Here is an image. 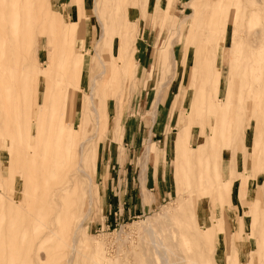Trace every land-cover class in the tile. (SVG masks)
Listing matches in <instances>:
<instances>
[{
	"label": "rangeland",
	"instance_id": "obj_1",
	"mask_svg": "<svg viewBox=\"0 0 264 264\" xmlns=\"http://www.w3.org/2000/svg\"><path fill=\"white\" fill-rule=\"evenodd\" d=\"M57 114L92 184L42 220ZM0 194V264H264V0H0Z\"/></svg>",
	"mask_w": 264,
	"mask_h": 264
},
{
	"label": "bare ground",
	"instance_id": "obj_2",
	"mask_svg": "<svg viewBox=\"0 0 264 264\" xmlns=\"http://www.w3.org/2000/svg\"><path fill=\"white\" fill-rule=\"evenodd\" d=\"M160 2V1H159ZM230 11V10H229ZM232 11V10H231ZM93 12V14L95 15V18H96V20H97V22H98V25L100 26V29H101V37H100V39L98 40L100 43L102 42V41H104V37H105V34H106V31H105V27H104V23L102 22V20L99 18V16L96 14V11L94 10V11H92ZM165 15V14H164ZM233 16V15H232ZM79 18V17H78ZM231 18V17H230ZM229 18V19H230ZM234 18V17H233ZM81 19L83 20V22H85V17L84 16H81ZM121 20V19H120ZM228 21H230V20H228ZM220 23V22H219ZM82 24V23H81ZM214 25V24H213ZM222 25V24H221ZM221 25L219 24V26H220V28H221ZM229 25V24H228ZM231 25V24H230ZM213 27V26H212ZM230 27V26H229ZM119 28H125L124 30L125 31H127V28H126V23L124 24V23H121V26L119 27ZM185 28V27H184ZM214 28V27H213ZM213 28H212V30H213ZM226 28V27H225ZM78 29V28H77ZM183 29V28H182ZM217 29V28H216ZM223 29V28H222ZM215 30V29H214ZM219 31V30H218ZM224 31H225V29H224ZM226 31H227V29H226ZM214 32V31H213ZM222 32H223V30H222ZM124 33H126V32H124ZM128 34V33H127ZM218 34V33H217ZM225 34V33H224ZM189 35V34H188ZM228 35V34H227ZM177 37V36H176ZM198 41V40H197ZM216 41V40H215ZM225 41H226V37H225ZM172 43V42H171ZM223 43H224V41H223ZM227 44V43H226ZM98 45V44H97ZM225 45V44H224ZM123 47H124V45H121V44H118V48H119V50H120V48H121V50L123 49ZM217 47V46H216ZM99 53H100V51H99V49H98V46H96L95 47V53H94V57L99 61L100 60V57H99ZM221 53H222V48H221V46H220V48H219V50H218V56H219V58L221 57ZM125 56L121 53L120 55H119V57H118V61L116 62V65H118L121 69H122V72H121V74H123V75H126V73H127V69L125 68L126 67V64L124 65V64H122L124 61H125ZM81 59H83V60H86V59H84L82 56H81ZM159 59V58H158ZM128 61V60H127ZM161 61V60H160ZM50 63V62H49ZM128 63L129 64H132L131 62H130V58H129V61H128ZM207 63V62H206ZM74 64H75V66H77L78 65V63H77V61H75L74 60ZM182 66V65H181ZM210 66V65H209ZM232 66V65H231ZM245 66V65H244ZM221 68V67H220ZM102 69V68H101ZM254 69V68H253ZM221 70V69H220ZM241 70H242V67H241ZM219 71V70H218ZM245 71V70H244ZM242 72V71H241ZM219 73V72H218ZM77 75H79V76H81V73H79V72H77L76 73ZM100 74H106V69L103 67V71H101L100 72ZM216 74V73H215ZM221 74V73H220ZM241 74V73H240ZM101 76V75H100ZM216 76H219V75H216ZM77 78V77H76ZM221 78V77H220ZM217 79V78H216ZM96 80V79H95ZM200 80V79H199ZM198 80V81H199ZM219 80V82H220V79H218ZM80 82V81H79ZM201 82V81H200ZM215 82V81H214ZM218 82H215V86L213 87V93L215 94L214 95V97L218 94V89H217V84ZM229 84V83H228ZM64 86V85H63ZM68 86V85H67ZM65 87V86H64ZM63 87V88H64ZM259 87V86H258ZM197 89V88H196ZM203 90V89H202ZM90 94L88 95V96H86L87 97V99H88V101H89V104H90V106L92 107V110H93V112L95 113V114H97V109L95 108L97 105L95 104V100H94V93H95V84H94V82L92 81V83L90 84ZM220 95V94H219ZM68 96H73V95H68ZM202 96H203V93H202ZM209 96H210V94H209ZM246 97V96H245ZM227 99V98H226ZM65 100H66V102L65 103H68V100H67V98H65ZM224 101V100H223ZM222 102V101H221ZM201 103H203V102H201ZM219 103V102H218ZM242 103V102H241ZM60 105L62 104L61 102L59 103ZM220 104V103H219ZM203 105V104H202ZM214 105H216V103L214 104ZM214 105L213 106H211V103L209 102L208 103V105H207V108H208V111H210L211 113L212 112H215L216 111V108H212V107H214ZM247 105H248V103H247ZM234 107V106H233ZM60 108H62V107H60ZM236 108V107H235ZM215 109V110H214ZM249 109V108H248ZM251 109H253V107L251 108ZM208 113V112H207ZM230 114V113H229ZM234 114H236L235 112H234ZM60 115V116H59ZM240 115V114H239ZM61 116H63V115H61V114H57V117H56V119L54 118V124L56 123V126H55V129H56V131H57V135H56V138L54 139V142L56 143V139L59 141V144L57 145L58 147H56V148H54L52 151H50L49 153H47V155H46V153L44 154V155H42V159L40 160V163H39V166H37L38 168H37V172L39 171V175L38 176H36V178H34L33 177V179H34V184L33 185H31L30 187H29V189L31 188L32 189V192H31V201H32V203H33V205L35 204V208H36V210L35 211H37V213L35 214V217L37 216V218H39V219H41L42 217H44V216H46L45 214H43V213H41L42 212V210H43V208H44V211L46 212V210H48L49 208H50V206L49 205H51L54 201H58V200H60L61 198H65L66 196L67 197H70L71 196V198H74L75 197V195H74V197H72V195H71V193H72V190H75L76 188H77V180H75L74 179V181H72V184L71 185H69L68 183L66 184V185H63V184H59L58 182H57V180H58V178L61 176V175H63L64 174V170H65V174H67V171H66V169H67V167H74V172H75V174H83V175H85V177H86V179H87V181H88V183L90 184V188H91V184H92V176H91V174H86L85 172H83L81 169H80V167H79V163H80V161H78V163L75 165V163L73 162V161H70V155H71V151H72V148H66V143H65V139L67 138V137H70L71 136V134L67 131V133L65 132V130H64V128H63V126H61L60 125V122L62 121L61 120ZM97 116V115H96ZM233 116V115H232ZM179 119V118H178ZM228 121V120H227ZM233 121V120H232ZM232 123V122H231ZM230 124V123H229ZM229 124H228V126H229ZM95 127H96V133L98 132V128H99V122H98V116H97V120H96V124H95ZM212 128V127H211ZM229 128H227V130H228ZM189 131H190V123H189V125L188 126H186V127H184L182 130H181V132H180V134H179V136H177L176 138H175V140H176V144H175V147H176V156L177 157H179L181 154L182 155H184V156H186L185 155V153H184V151H185V148H186V146H187V142H188V140H189ZM94 135V134H93ZM54 144V143H53ZM82 143L81 144H79V149H81L82 150ZM56 146V145H55ZM81 153V152H80ZM184 153V154H183ZM10 154V153H9ZM8 155V154H7ZM25 155V154H24ZM146 155V154H145ZM187 157V156H186ZM29 159V158H28ZM9 160V159H8ZM176 160H177V158H176ZM254 160V159H253ZM183 161H184V159H183ZM177 162V161H176ZM37 164V163H36ZM184 165V164H183ZM8 170V169H7ZM182 170H184V169H182ZM213 170V169H212ZM36 172V174H38ZM6 174H8V173H6ZM75 174L74 173H72V176L73 177H75ZM251 174V173H250ZM69 175V174H68ZM257 175V174H256ZM28 177V176H27ZM32 179V180H33ZM27 180V179H26ZM12 181V180H11ZM66 181V180H65ZM71 181V180H70ZM29 183H30V181H28ZM28 185V184H27ZM28 190V189H27ZM215 190V189H214ZM78 191V190H77ZM91 191V190H90ZM210 191V190H209ZM223 191V190H222ZM36 192H40V194L37 196L35 193ZM202 192V191H201ZM207 192V191H206ZM87 193V192H86ZM90 193V192H89ZM88 193V194H89ZM211 193V192H210ZM210 193H209V195H210ZM34 194V195H33ZM201 194V193H200ZM203 194V193H202ZM1 195V194H0ZM205 195V194H204ZM203 196V195H202ZM43 197L45 198V200H48V202H47V205H44V206H42V203H40V200L42 199L43 200ZM36 199H38V201L36 202L35 200ZM89 199L90 200H92L91 199V195L89 194ZM190 199V198H189ZM69 200H71V199H69ZM89 200V201H90ZM61 201V200H60ZM63 201V200H62ZM71 203L73 202V201H70ZM92 202V201H91ZM12 203V202H11ZM59 203V202H58ZM13 204V203H12ZM70 205V204H69ZM71 206V205H70ZM72 206H73V203H72ZM71 206V207H72ZM15 207V206H14ZM64 207H66V206H64ZM51 208H53V207H51ZM25 209V208H24ZM70 209V208H69ZM61 210H63V209H61ZM74 210V209H73ZM230 211V210H229ZM71 209H70V211H68V214H67V217H69V214H70V216H71ZM256 212V211H255ZM53 214H54V212H53ZM65 215V214H64ZM253 215V214H252ZM29 217V216H28ZM50 217V215L47 217L48 219H50L49 218ZM56 217V216H55ZM87 217V216H86ZM211 217V216H210ZM256 217V216H255ZM53 218V217H52ZM47 219V220H48ZM67 219V218H66ZM42 220H43V218H42ZM256 220V219H255ZM41 221V220H40ZM62 221V220H61ZM42 222V221H41ZM82 223V222H81ZM48 226V225H47ZM81 227V224H79L78 225V227H77V229H79ZM210 227V226H209ZM211 228V227H210ZM210 228H209V230H210ZM214 228V227H213ZM206 229V228H205ZM213 230H215V229H213ZM207 231V230H206ZM213 232V231H212ZM204 233V232H203ZM207 234H208V232H206ZM205 233V234H206ZM205 234H204V236H205ZM214 235H215V233H214ZM151 236H152V234H151ZM208 237H209V234H208ZM76 239V238H75ZM205 239V238H204ZM206 239H207V237H206ZM154 240V239H153ZM207 241V240H206ZM210 242V241H209ZM75 244V241L74 240H72V245H74ZM160 246V245H159ZM209 248H211V251H212V247H210V244H209ZM210 251V250H209ZM210 253V252H209ZM160 257V256H159Z\"/></svg>",
	"mask_w": 264,
	"mask_h": 264
}]
</instances>
